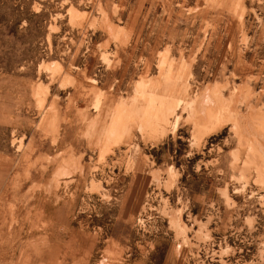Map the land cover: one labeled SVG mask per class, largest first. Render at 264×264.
I'll return each mask as SVG.
<instances>
[{"label":"rangeland","instance_id":"rangeland-1","mask_svg":"<svg viewBox=\"0 0 264 264\" xmlns=\"http://www.w3.org/2000/svg\"><path fill=\"white\" fill-rule=\"evenodd\" d=\"M0 264H264V0H0Z\"/></svg>","mask_w":264,"mask_h":264}]
</instances>
